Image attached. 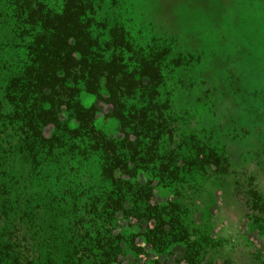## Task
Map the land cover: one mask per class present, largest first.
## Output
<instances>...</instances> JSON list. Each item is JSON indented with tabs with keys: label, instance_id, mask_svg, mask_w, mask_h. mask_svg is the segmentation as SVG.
I'll return each instance as SVG.
<instances>
[{
	"label": "trees",
	"instance_id": "obj_1",
	"mask_svg": "<svg viewBox=\"0 0 264 264\" xmlns=\"http://www.w3.org/2000/svg\"><path fill=\"white\" fill-rule=\"evenodd\" d=\"M126 12L122 0H5L20 61L0 100V264H123L132 251L164 264L178 243L185 264H202L208 242L193 239L190 206L152 198L207 162L168 148L162 101L209 82L178 71L203 55L139 37Z\"/></svg>",
	"mask_w": 264,
	"mask_h": 264
},
{
	"label": "rangeland",
	"instance_id": "obj_2",
	"mask_svg": "<svg viewBox=\"0 0 264 264\" xmlns=\"http://www.w3.org/2000/svg\"><path fill=\"white\" fill-rule=\"evenodd\" d=\"M122 2L131 24L143 31L139 37L165 35L177 40L180 51L203 55L195 66L178 71L185 78L209 82L170 93L166 88L162 99L164 111L172 115L168 148L181 144L186 159L204 150L206 161L211 160L208 170L193 164L185 176L198 188V198L203 197V205L193 208L195 224L212 237L203 264H264V0ZM106 6L102 11L117 9ZM230 6L232 11L225 13ZM13 27L14 18L6 15L5 0H0V100L20 61ZM218 152H223L221 165ZM16 167L20 171L23 166L18 162ZM172 194L169 187H157L152 200L162 202ZM13 211L18 212L14 223L20 240L21 213ZM209 218L211 225L200 226ZM128 221V227L138 231V223ZM4 222L1 216L0 225ZM174 250L184 249L180 244ZM171 259L166 264H174ZM143 261L127 257L123 264Z\"/></svg>",
	"mask_w": 264,
	"mask_h": 264
},
{
	"label": "flooded vegetation",
	"instance_id": "obj_3",
	"mask_svg": "<svg viewBox=\"0 0 264 264\" xmlns=\"http://www.w3.org/2000/svg\"><path fill=\"white\" fill-rule=\"evenodd\" d=\"M202 152H204V153L207 154V152H205L204 150H202ZM207 157H208V154H207ZM183 158H185V157L183 156ZM217 158H218V161H217L218 162V165L219 164L221 165L224 162L223 152H218ZM219 159H222V160H219ZM186 160L187 161H189V160H194L195 161L196 160V157L193 156L191 159H186ZM220 162H222V163H220ZM195 164L198 165V166H200L201 168L203 167V169H205V170H208V167L207 166L211 164V160H209V158H208L207 162L204 165H202L200 162L195 163ZM192 165L193 164H187V170H185V173H184V176H183V179H184V181H183L184 182V187L182 189L180 188V184H175V183H173L171 185H160L159 184V185H155L154 188L160 187L161 189H163V188L169 187V188L173 189V194L171 196H168L166 200L162 201V203L165 202V201H168V200H177L178 199V200H183L187 204V206H190V215H189V218L191 220L190 225H191L192 228H194V231H195L193 233V235H194V238L193 239L199 238V237L200 238L201 237H205L207 239V242H208L207 243V247H208L209 241L212 239V237H210V235L206 231H203L204 233H200V231L198 229V225H196L197 223L195 224V221L193 219L194 218V216H193V212H194L193 211V208H194V205L196 204V206H198V205H201L202 206L203 205L202 204L203 197L198 198V195L199 194H198V188L196 187V185L194 184L192 186L191 184L188 183V181H187L188 179L187 180L185 179V176L190 171ZM186 190H191V192L188 195H186L185 194V191ZM202 221L203 222H199L200 223V226L205 225V227H206V226L211 225L213 223V220L211 218L206 219V220H202ZM180 244L183 246V249L184 250L181 253H175V250L174 249L176 248L177 245H180ZM207 247L205 248V257H204V260H203L202 264L204 263L205 258H206ZM186 249H187V247L185 246L184 243H178V244H176L173 247L174 254H173V256H170L173 259L169 258L168 260H166V262L164 264H166L167 262H169L170 259L173 260L174 264H185V262L183 260V255H184ZM127 257L128 258L129 257H133V251L131 252V254L127 255ZM140 258H142L144 261L147 260V259H145L143 257H140ZM140 258H137V259H140ZM144 261H143L142 264H144Z\"/></svg>",
	"mask_w": 264,
	"mask_h": 264
}]
</instances>
